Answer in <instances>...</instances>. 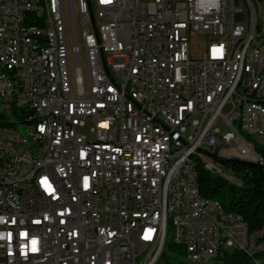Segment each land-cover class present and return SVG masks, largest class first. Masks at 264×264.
<instances>
[{
	"label": "built area",
	"instance_id": "1",
	"mask_svg": "<svg viewBox=\"0 0 264 264\" xmlns=\"http://www.w3.org/2000/svg\"><path fill=\"white\" fill-rule=\"evenodd\" d=\"M0 54V264H264V225L196 192L203 153L255 161L231 116L264 145V0H0Z\"/></svg>",
	"mask_w": 264,
	"mask_h": 264
},
{
	"label": "trees",
	"instance_id": "2",
	"mask_svg": "<svg viewBox=\"0 0 264 264\" xmlns=\"http://www.w3.org/2000/svg\"><path fill=\"white\" fill-rule=\"evenodd\" d=\"M27 21L28 23H39L38 20L33 21L31 14ZM244 138H247V135ZM254 150L264 162V149L255 145ZM213 156L215 157L216 153ZM215 158L220 160L241 181V185L229 183L204 168L201 163H197V185L200 195L217 201L225 211L239 213L250 231L261 228L264 225V174L262 166L240 160ZM175 249L178 247L167 239L165 250ZM223 264H250V260L241 251H232L225 254Z\"/></svg>",
	"mask_w": 264,
	"mask_h": 264
},
{
	"label": "bare ground",
	"instance_id": "3",
	"mask_svg": "<svg viewBox=\"0 0 264 264\" xmlns=\"http://www.w3.org/2000/svg\"><path fill=\"white\" fill-rule=\"evenodd\" d=\"M148 26H157V18L148 19ZM3 63H9V56H3V54H0V65H3ZM16 72H18V74H25V86H34V82H36V74H34V72H25L24 64H16ZM243 72H244V64L235 65V73H243ZM36 120H39V113L27 114V121H36ZM235 121H237V127L239 130L248 134V136L251 135L252 138L257 143V145L261 146L264 149V145H262V142L261 140H259L258 135H256L254 129H246L245 125H243L242 122V114H234L233 116H231V132H233L234 137H236L238 142L244 143V145H246L247 152H249V154L252 155L253 159L255 160L253 162L254 163L260 162V164H262L264 167V162L261 160L258 153L255 152L254 146L245 141V139L240 135L237 127H235V125L233 124ZM241 153H243V151ZM198 163H201L204 168L208 169L207 163L205 162H198ZM196 180H197V173H196ZM196 192L197 194L200 195L198 190V185H196ZM169 195H170L169 182H162L161 191H160V200H158V207H160L159 220H158V236H163V240L166 241L168 238L167 237L168 231L170 229L169 240L172 244H174V236H172V232H171V223L170 221H168V212L170 209ZM173 196H181V189H173ZM200 200H212V199L200 195ZM222 210L224 209L222 208ZM228 213H234V212H228Z\"/></svg>",
	"mask_w": 264,
	"mask_h": 264
},
{
	"label": "rangeland",
	"instance_id": "4",
	"mask_svg": "<svg viewBox=\"0 0 264 264\" xmlns=\"http://www.w3.org/2000/svg\"><path fill=\"white\" fill-rule=\"evenodd\" d=\"M63 1V5L66 6V0H62ZM76 0H74L75 2ZM80 30H78V32L80 33ZM207 39L204 36H191L190 37V48H191V52L195 55H199L200 54V49L202 47H204L206 45ZM80 49L82 48L81 44H80ZM81 73L82 76L85 77L86 74V68H85V64L83 62V60L81 61ZM15 118V117H14ZM235 125V127H237V121H235L233 123ZM218 125L220 126L221 129V133L224 132L226 130V128L223 126L222 122L219 121ZM18 129L19 130H23V124H19L18 125ZM238 129V127H237ZM239 130V129H238ZM78 131H81L83 133L86 134L87 137H90V133L88 132V126L84 127L83 129H78ZM240 135L244 138V136L247 135V138H244L246 142L250 143L251 145L255 146L257 145V143L255 142V140L252 138L251 135L248 136V134L244 133L243 131L239 130ZM258 146V145H257ZM239 148L231 145V146H222L219 148V151L216 155V157L222 158V159H228V160H232L233 158L235 160H242L243 162L247 161L246 158H243L240 154H239ZM203 156L214 162L216 164V166L219 168L218 171L216 170H209L210 172L217 174L218 176L222 177L223 179H225L227 182L232 183L234 185H241V181L229 170L227 169L224 164L218 160L217 158H212L211 156L203 153ZM254 160V159H253ZM249 162H253V161H249ZM264 174V172H263ZM167 239L169 240L170 237V229L168 231V235H167ZM169 253V250L167 251V257H168V262L170 263H174L177 262L178 260L174 257L171 256ZM260 261H263V258H259Z\"/></svg>",
	"mask_w": 264,
	"mask_h": 264
},
{
	"label": "water",
	"instance_id": "5",
	"mask_svg": "<svg viewBox=\"0 0 264 264\" xmlns=\"http://www.w3.org/2000/svg\"><path fill=\"white\" fill-rule=\"evenodd\" d=\"M226 160H228V159H226ZM232 160H235V159L233 158ZM240 161H242V160H240ZM245 162L249 163V164H255L254 162H249V161H245Z\"/></svg>",
	"mask_w": 264,
	"mask_h": 264
}]
</instances>
